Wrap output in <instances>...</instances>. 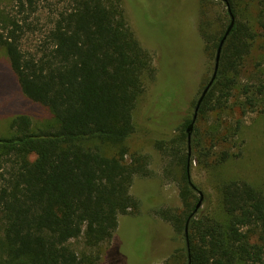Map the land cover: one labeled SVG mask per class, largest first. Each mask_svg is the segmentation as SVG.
<instances>
[{
	"label": "trees",
	"instance_id": "obj_1",
	"mask_svg": "<svg viewBox=\"0 0 264 264\" xmlns=\"http://www.w3.org/2000/svg\"><path fill=\"white\" fill-rule=\"evenodd\" d=\"M219 1L225 5L226 28L220 36L205 35L214 57L230 14L234 24L197 114L228 103L256 38L248 22L238 19L236 4L243 0ZM12 2L2 19L0 49L20 93L48 110L53 124L33 131L31 119L18 115L9 123L11 134L0 137V264H88L69 242L83 237L90 248L109 242L119 215L142 204L130 188L135 176L148 173L143 156L125 157L126 142L137 132L134 112L145 75L154 72L151 57L133 33L122 0ZM34 33L41 34L40 45L25 51L22 41ZM241 90L250 108L262 106L264 112V80ZM166 102L168 117L161 124L147 107V119L157 128L173 127L178 118L180 103ZM191 121L179 127V140L187 138ZM239 126L237 121L236 131ZM90 140L113 144V155L84 147ZM227 159L224 153L219 163ZM188 174L185 160L182 211L163 214L183 241L177 253L184 264H264V190L243 180L224 183L219 191L223 225L197 211L192 216L195 188Z\"/></svg>",
	"mask_w": 264,
	"mask_h": 264
},
{
	"label": "rangeland",
	"instance_id": "obj_2",
	"mask_svg": "<svg viewBox=\"0 0 264 264\" xmlns=\"http://www.w3.org/2000/svg\"><path fill=\"white\" fill-rule=\"evenodd\" d=\"M12 3L0 0V27ZM122 4L133 33L151 57L154 71L145 75L144 93L134 112L137 132L126 142L125 159L143 156L148 172L135 176L130 188V194L142 204L135 212L119 215V226L109 242L90 248L80 237L71 240L69 246L88 264H184L183 255L179 256L183 241L163 214L173 215L183 209L180 188L185 160L195 188L192 201L196 204L201 198L197 215H206L217 223L225 225L227 220L219 198L224 183L243 180L264 190V112L262 106L250 108L241 90L244 85L264 80V0L236 4L238 19L248 22L256 38L232 97L224 107L196 115L189 145L187 138L179 140L178 129L193 119L194 105L212 75L214 54L207 51L205 35L223 33L225 5L219 0H122ZM41 38L40 33L28 34L22 48L35 51ZM173 95L180 103L178 118L173 127L157 128L147 119V107L155 123L166 122V101H173ZM18 115L31 119L33 131L53 124L48 110L20 93L0 49V137L11 134L9 123ZM237 121L240 126L236 131ZM82 144L106 156L115 151L113 144L98 140ZM224 153L228 159L219 163Z\"/></svg>",
	"mask_w": 264,
	"mask_h": 264
},
{
	"label": "water",
	"instance_id": "obj_3",
	"mask_svg": "<svg viewBox=\"0 0 264 264\" xmlns=\"http://www.w3.org/2000/svg\"><path fill=\"white\" fill-rule=\"evenodd\" d=\"M228 11H229V9H228ZM233 24H234V18L230 14V23H229L227 29L225 30V33L223 34L221 40L219 41V45H218L216 53H215L212 75H211L208 83L206 84V86L203 88V90H202V92H201V94H200V96H199V98H198V100L196 102V107L194 109L193 119H192L191 123L187 126V129H186L188 145L190 144V135H191L190 133H191V130H192V126H193L194 120H195L196 115H197V110H198L202 100L204 99L205 95L207 94L208 90L210 89L211 85L213 84V82H214V80L216 78L222 47H223V44H224L226 38L228 37V35H229V33H230V31H231V29L233 27ZM188 150H189V148H188ZM188 156H189V153H188ZM188 179H189V183H190L191 187L194 188V186L191 184L189 174H188ZM200 205H201V198L196 203V206H195V209L193 211L192 216L199 209ZM187 225H188V221H187L186 226H185V234L187 233Z\"/></svg>",
	"mask_w": 264,
	"mask_h": 264
},
{
	"label": "flooded vegetation",
	"instance_id": "obj_4",
	"mask_svg": "<svg viewBox=\"0 0 264 264\" xmlns=\"http://www.w3.org/2000/svg\"><path fill=\"white\" fill-rule=\"evenodd\" d=\"M188 126V125H187ZM186 129H187V127H186Z\"/></svg>",
	"mask_w": 264,
	"mask_h": 264
}]
</instances>
